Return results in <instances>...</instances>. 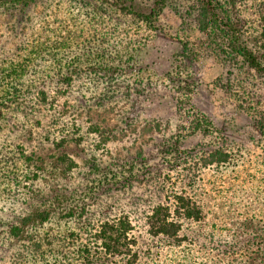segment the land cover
<instances>
[{
    "label": "rangeland",
    "instance_id": "rangeland-1",
    "mask_svg": "<svg viewBox=\"0 0 264 264\" xmlns=\"http://www.w3.org/2000/svg\"><path fill=\"white\" fill-rule=\"evenodd\" d=\"M218 3L240 26L241 42L264 63V0H238L235 7L229 0ZM139 4V11L151 6L148 0ZM193 7V0H169L151 23L120 15L101 0H40L21 23L15 13L9 16L0 9V74L9 63L24 62L28 72L23 90L42 73L54 75L39 52L41 44L59 43L71 33L83 38L97 33L120 48L139 40V69L125 71L109 84L118 83L122 92L135 83L152 89L142 121L128 129L119 120L129 106L127 99H109L113 102L105 104L108 110L96 107V100L88 112L86 98L105 93V82L94 74L77 79L65 90L69 99L61 95L58 104L67 108L79 89L87 92L76 111L68 108L65 116L72 122L74 113L81 112L76 122L81 141L76 136L60 151L44 142L46 121L35 124L37 116L29 115V107L28 116L9 112L0 121V264H84L79 253L83 246L99 257L95 264H130L128 257L100 260L102 253H95L92 242L96 227L120 216H127L133 227L134 264H230L232 253L241 256V245L244 248L252 230L246 227L264 231V75L250 70L240 57L224 53L214 37L201 34ZM92 13L100 17L91 21ZM166 71L179 73L182 83L187 79L193 89L192 105L220 131L217 143L214 136L204 138L200 133L185 139L177 147L181 154L176 160L157 154L161 146L175 148L180 126L179 99ZM90 126L125 130L102 144L100 137L89 134ZM141 146L153 154L149 170L136 158ZM216 146L233 155L230 164L205 169L194 165ZM62 154L75 162L70 174L63 173L57 160ZM29 158L44 161V168L36 170ZM194 168L199 169L196 175ZM109 171L115 177L104 180ZM171 190L194 196L204 210L202 222L183 224L180 236L186 241L178 246L166 238H150L144 224L149 209L165 203ZM57 202L59 209L53 207ZM29 206L56 212L19 237L9 236L5 225L24 216Z\"/></svg>",
    "mask_w": 264,
    "mask_h": 264
},
{
    "label": "trees",
    "instance_id": "trees-1",
    "mask_svg": "<svg viewBox=\"0 0 264 264\" xmlns=\"http://www.w3.org/2000/svg\"><path fill=\"white\" fill-rule=\"evenodd\" d=\"M39 1L0 0V9H4V12L9 14V16L15 13L17 16L16 20L21 23L26 20L30 9L36 7ZM148 1L151 6L146 8L147 12L144 10L139 11V8H141L139 0H101L103 4L108 5L120 13V15L133 16L137 22L141 20L151 23L166 8L169 0ZM193 2L194 7L192 11L196 13L195 21L198 31L207 37H214V41H218V46L219 48L222 47L221 50L224 53L240 57L250 70L264 75V63L251 49L241 42L240 26L232 21L227 15L226 10L224 11L219 5L218 0H193ZM237 2L238 0H229L232 7H235ZM222 15H225V17ZM97 17H100V15L92 13L91 21H94ZM62 40L59 43L47 41L44 45L41 44L39 52L41 56L45 55L47 59L45 62H50L54 75L44 76V73H42L39 78H35L36 81H32V84L36 83L34 88H31L32 84H30L23 90L22 81L23 78H26L28 72V67L24 62L9 63L8 69L0 74V121L4 120V117L9 112L25 115V109L29 107V115L32 112L37 116L35 124L40 125L43 120L46 121L42 124V126H45L44 142L57 151L66 149L70 142L74 143V137H79L78 141H81L80 136H78L79 128L76 125L81 112H75L74 120L69 122L65 117L67 109H72L73 112L76 111V107L86 97L87 92L79 89L76 96H74L72 104L63 109H60L58 104L61 99L60 96L62 95L64 100L69 99L70 95L65 90H68L80 77L94 74L104 79L106 92L98 96L93 94L89 98L87 97L85 100L87 106L84 103L87 111L91 112L93 110V106L90 104L93 105L96 100H98V106L95 103L96 107L108 110L110 108H105V104L113 102L109 99L125 98L129 101V106H127V110L120 116V124L125 125V128L129 129L135 123L134 121L139 119L140 123L142 121L141 112L144 109V102L150 96L152 89H143L140 84L135 83L131 85L127 84L122 92V88L118 86V83L109 84L113 77H119L125 71L134 73L139 69V40H131L133 44L132 46L127 44V47L125 46L126 50L125 47L120 48L118 44L114 46L110 40H104V37H101L97 33L90 34L88 38H83L78 33H71V35L63 37ZM128 45L130 46L128 47ZM124 50L126 51L125 54ZM84 52L85 54L82 55ZM129 62L131 63L128 64ZM165 77L175 85L174 91H176L177 98L179 99L177 114L180 117V126L176 129L175 148L161 146L157 149V154L159 156H168L171 160L178 159L179 155L177 154L181 153H179L177 147L198 133L204 138L214 136V141L217 143V135L220 131L192 105L191 95L193 94V89L188 84L187 79L183 83L180 82V80H183L182 76L179 73H174V71H166ZM38 88L41 89L37 91L36 89ZM102 88L104 87L102 86ZM107 90H112V92ZM107 94H111L108 96L109 98ZM27 101H29V105L25 104ZM26 116L28 115L26 114ZM125 128L121 127L120 129L125 130ZM118 129L119 127L116 126L107 127L106 129H100L96 126L88 128L89 134L96 135L102 139V144L116 140L117 134L115 133L123 134V130L117 132ZM151 155L153 154L146 151L143 146L137 152L136 158L140 160L144 169L149 170ZM57 160L65 168L63 173L70 174L73 167H75V162L66 154L58 156ZM232 160L233 155L229 151L225 150L222 146H216L205 151L204 155L199 159V164L194 165L204 169L221 167L230 164ZM27 161L32 165H37L35 166L36 170L44 168V161L34 162L31 158ZM96 171L98 172L99 170ZM191 171L196 175L199 169L194 168ZM32 177H35V175ZM114 177L115 175L112 176V173L109 175L105 174L103 179L112 180ZM43 205L45 207V204ZM53 207L59 209L58 202L57 206ZM37 210L36 206H29L24 216L17 218L15 222H11L7 226L5 225L9 236L14 238L19 237L25 230L34 225L48 221L50 216L56 212L52 210L38 212ZM203 219V206L194 196H189L184 190L180 192L178 190H171V196L166 198L165 203H158L149 209L144 224L146 233L150 238H166L178 246L186 241V237L180 236L183 224L200 223ZM246 229L247 231L252 230L247 234L246 240H244V248L241 245V249H243L241 256L236 257L232 253L230 264H264V231L256 227H246ZM132 230L131 221L127 216L107 219L96 227L93 232L92 242L96 245L95 249L97 251L95 253H102L100 260L107 261L112 258L128 257L129 263L134 264L137 260V253L133 251L135 241L131 236ZM252 247L255 248V251ZM79 253L84 264H95V261L99 258L94 257L90 246H83V249ZM240 257H243L245 262Z\"/></svg>",
    "mask_w": 264,
    "mask_h": 264
}]
</instances>
